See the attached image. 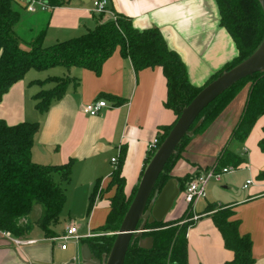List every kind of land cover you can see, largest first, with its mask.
I'll list each match as a JSON object with an SVG mask.
<instances>
[{
  "label": "crops",
  "instance_id": "1",
  "mask_svg": "<svg viewBox=\"0 0 264 264\" xmlns=\"http://www.w3.org/2000/svg\"><path fill=\"white\" fill-rule=\"evenodd\" d=\"M92 1L68 0L47 11H26L40 20L49 15L43 42L46 45L74 38L97 22H104L119 13L129 17L136 29L156 26L168 46L178 52L186 65L188 79L196 87L204 85L237 55L233 38L219 23L216 0H108V11L102 15L93 12ZM59 66L44 71L34 69L38 72L30 69L22 79L14 82L0 99V118L9 125L22 121L39 123L31 151L33 161L62 164L73 160L71 180L65 187L71 196V205L75 201L87 206L92 188L98 183L102 194L96 196L94 207L86 216L85 230L78 229L79 234L88 230L96 233L97 229L90 227V220L102 212L103 216L98 218L99 223L102 222L104 214L110 210V197L116 190L114 186L108 187L116 166L111 158L115 157L118 162L120 153L124 152L121 174L124 192L130 196L140 181L149 143L159 136L160 128L170 125L176 116L173 110L164 106L167 95L162 68L153 66L135 71L129 58L120 55L118 50L104 61L99 73L79 66L63 68V75L58 77L69 76L73 81L59 100L40 113L35 108L33 96L53 87L54 83L39 84L36 81L57 76L50 70ZM248 86L246 84L231 99L205 130L191 135L181 158L171 168L174 178L193 176L213 165L243 110ZM99 98L108 103L100 114L90 116L83 111L86 104ZM263 125L264 115L255 121L241 151L231 149L244 159L239 167L244 171L245 182L249 179L251 182L246 188L245 182L242 189L235 187L226 196L212 189V198L208 202L205 197L207 203L204 206L220 200L221 204L233 207L232 217L239 219V232L248 234L252 240L254 264H264V153L258 147L264 137ZM231 144L232 141L229 148ZM205 152L214 156L213 162H202ZM235 178L227 177L223 186L230 189L236 184ZM173 203L164 219L173 220L187 209L181 188ZM33 207L42 214L40 204ZM203 210L198 212L194 205L192 214L198 215ZM210 214L198 215L187 229V264H224L233 256L224 247L222 235ZM32 223L28 234L18 236L24 241L19 245L0 231V264H74V250L69 252L71 259L66 263L57 257L55 242L61 240L54 238L73 222L61 233H57L56 225H52L55 234L49 237L44 234L39 221L37 227ZM69 240L85 244L82 238ZM67 248L66 245L60 250L65 252ZM82 260L83 257L81 264Z\"/></svg>",
  "mask_w": 264,
  "mask_h": 264
},
{
  "label": "trees",
  "instance_id": "2",
  "mask_svg": "<svg viewBox=\"0 0 264 264\" xmlns=\"http://www.w3.org/2000/svg\"><path fill=\"white\" fill-rule=\"evenodd\" d=\"M68 0H48L55 8ZM219 23L230 33L237 47V55L223 68L218 70L202 86H194L187 77V68L178 52L168 46L163 33L156 26L142 30L133 27L129 17L115 14L104 22L89 28L74 38L44 45L49 15L36 19L21 7L16 0H0V99L13 83L22 79L30 69L44 71L55 66L84 67L99 73L104 61L118 50L120 55L129 58L135 71L143 68L160 66L166 79V108L175 113V119L170 125L162 126L158 138V146L168 135L172 125L187 105L200 90L215 77L230 70L242 62L258 47L264 36V14L258 0H216ZM100 15H102L100 13ZM69 76H50L37 80L39 84L54 83V86L36 93L35 108L44 113L49 106L65 93L72 82ZM249 84L243 110L229 136L217 154L213 165L208 168L218 169L230 166L238 168L244 159L231 151L229 143L233 140L244 142L259 116L264 115V71L247 75L222 92L200 112L190 129L193 134L201 133L222 112L224 107L239 91ZM106 97V96H102ZM39 128L38 122L22 121L9 125L0 118V231H7L13 237L28 234L33 223L28 219L35 203L43 208L39 219L44 234L54 236L52 225L58 223L66 201L65 186L71 180L73 160L62 164H41L32 160L31 151L34 136ZM264 131V125H263ZM191 135L185 134L171 154L160 175L156 179L154 189L148 202L155 199L164 184L173 177L171 168L181 158ZM258 147L264 153V137L258 142ZM157 148H155L156 150ZM155 150H149L145 166L152 158ZM124 152L120 153L118 162L111 172L108 187L114 186L115 193L110 197V210L105 224L97 228L103 234L96 237L82 238L90 252L103 263L112 243L115 232L119 229L122 218L129 203L137 191L130 196L124 192V177L121 174ZM145 168V167H144ZM143 168V170H144ZM143 172V171H142ZM141 172V173H142ZM143 174V173H142ZM262 175V174H260ZM142 176V175H141ZM192 178L187 174L177 177L179 187ZM88 199L87 215L93 209L98 190L96 182ZM211 213L212 221L222 235L223 245L233 256L224 264H254L252 240L248 234L239 232V219L233 218L232 206L208 203L203 212ZM192 215L191 205L181 216L173 220L143 221L140 236L131 239L123 264H187V229L193 220H187ZM26 218L25 221H21ZM112 232L111 235L105 233ZM152 237L150 248L141 247L140 239Z\"/></svg>",
  "mask_w": 264,
  "mask_h": 264
},
{
  "label": "water",
  "instance_id": "3",
  "mask_svg": "<svg viewBox=\"0 0 264 264\" xmlns=\"http://www.w3.org/2000/svg\"><path fill=\"white\" fill-rule=\"evenodd\" d=\"M264 14V0H258ZM264 71V36L259 47L242 62L224 71L215 80L204 86L200 92L182 109V113L172 125L168 135L157 147L152 158L143 170V174L137 185V191L129 203L125 215L122 218L119 229L114 233L115 239L112 243L110 253L106 260L101 263L99 259L90 252L87 244L82 245L81 253L83 264H123L128 245L131 239L146 229L138 227V223L143 220L154 222L162 221L166 214L171 210L174 200L180 193V187L176 178L171 177L157 197L148 202L153 191L156 179L160 175L163 167L170 159L180 140L187 135H192L194 129H190L192 123L200 115V112L211 103L223 91L228 89L235 82L246 78L247 75ZM152 237L144 240L140 239L141 247L150 248Z\"/></svg>",
  "mask_w": 264,
  "mask_h": 264
},
{
  "label": "rangeland",
  "instance_id": "4",
  "mask_svg": "<svg viewBox=\"0 0 264 264\" xmlns=\"http://www.w3.org/2000/svg\"><path fill=\"white\" fill-rule=\"evenodd\" d=\"M44 45H46V43ZM63 68L66 69L67 67L59 66L56 68H52V70H50V71H53V73L55 72L54 74L59 76V75H63ZM31 72H38V71L32 69ZM229 136H230V133H229ZM229 136H227V141H228ZM243 144H244V142H240L239 140L233 139L232 144L230 145V149L234 148L235 150H238L240 152ZM202 156H203L202 162L209 163L211 160H212V162L214 161V156L209 154V153H206V152L202 153ZM233 176L236 177L235 178L236 184L234 186L231 185L230 189H226L223 186L225 183V179L227 177H233ZM244 182H245L244 171L241 169V167L235 168L233 172L223 174L221 176V180H219V181H215L214 179H210L206 185L207 187H206V196L205 197L207 198L208 202L211 200V198H212L211 190L212 189H215V190H217L218 193L220 192L221 194L226 196V194H229L230 190L233 191L235 187L242 189L241 187L243 186L242 184ZM65 191H66V189H65ZM66 195H67L66 196L67 199H66V202L64 204V209H63L62 213L60 214L58 223L55 226V230L57 233H61L67 224H69L70 222H73L80 231H84L86 228V224H87L86 216H87L88 206L84 205L83 203L81 204V203L75 202V201L71 205V196L70 195L68 196L67 191H66ZM205 197L196 200V203L194 204L195 209L198 212L202 211L205 204L207 203L206 202L207 200L205 201ZM221 201L225 202V200H221ZM212 203H217V204L220 203L221 204L222 202H220V200H219V201H213ZM108 212H109V210H108ZM108 212H106V214H104V217H103L101 223H99L98 218H100V216H103L102 212H101V215L99 214V217L95 216V218L91 219L90 220L91 229L96 230L98 227L105 224V222H106L105 219H106ZM40 217H41V212H38L37 207H33V210L29 214V218L32 222L35 223L36 227L38 226L37 224H38ZM188 220H192V219H190L188 217L187 221ZM105 234L111 235L112 232H107ZM65 242H66V245L68 247L65 252L60 250V245L62 244V242L61 241L55 242V245H56L55 253H56L57 257L60 260H62V262L66 263L71 259L69 252H71V250H74V255L72 256L74 259V264H81V258H82V253H81L82 244H81V242L75 243V241H73V240H67Z\"/></svg>",
  "mask_w": 264,
  "mask_h": 264
},
{
  "label": "built area",
  "instance_id": "5",
  "mask_svg": "<svg viewBox=\"0 0 264 264\" xmlns=\"http://www.w3.org/2000/svg\"><path fill=\"white\" fill-rule=\"evenodd\" d=\"M21 7L25 9V11H29L32 13L35 12H42L52 9L53 7L49 4L48 0H16ZM92 9L93 12L98 14H104V12L108 11V0H93L92 1ZM114 18V15L112 16ZM108 106V103L106 100L99 98L92 100L90 103L86 104L83 107V111L90 116L92 115H98L101 113V110L103 108H106ZM158 138L156 137L153 141H151L148 145V150H155V148L158 147ZM112 162L117 163V159L115 157L111 158ZM234 167L225 166L220 169L215 170L214 168H208L203 169L197 173H195L192 178L184 185V189L182 190L184 201L191 205V209L193 211L194 204L196 203V200L205 197L206 195V185L210 179H214L215 181L221 180V176L225 173H231L234 171ZM251 182V179L247 180L244 183V188L248 186V184ZM198 215L192 214L189 218L190 219H196ZM187 220H184V222ZM5 235L10 237L12 242L15 245H19L21 243H24L22 239L19 237H13L9 232L3 231ZM103 233L96 232L93 233L90 230H88L85 234H79L78 228L75 224H70L66 226L65 230L57 237H54L55 239L61 240L64 243L60 245L61 249H65L66 242L69 239H75L80 240L81 238L86 237H96V235H101Z\"/></svg>",
  "mask_w": 264,
  "mask_h": 264
}]
</instances>
